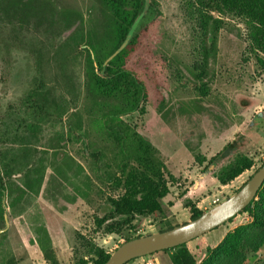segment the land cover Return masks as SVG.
I'll return each instance as SVG.
<instances>
[{
    "label": "rangeland",
    "instance_id": "rangeland-1",
    "mask_svg": "<svg viewBox=\"0 0 264 264\" xmlns=\"http://www.w3.org/2000/svg\"><path fill=\"white\" fill-rule=\"evenodd\" d=\"M50 1L53 7L30 18L29 25L27 21L19 25L13 19L0 21V138L6 131L13 140L10 133L16 132L22 117L29 123L38 120L33 110L24 105L36 84V51L43 53L46 64L48 56L57 51L44 72L47 70L49 78L57 72L62 91L67 94L66 100L58 98L64 118L42 120L37 127V140L31 139L38 151L35 161L40 171L31 176L38 181L33 190L17 203L8 197L0 201L1 210L4 208L0 216V264L11 261L51 264L42 249L49 242L59 264H93L99 250L112 254L129 237L157 233L168 223L181 225L190 221L187 201L203 212L213 209V200L220 199L221 203L227 200L261 168L264 73L243 89L257 105L245 111L239 109L241 112L235 109L241 89L232 80L233 72L254 65L244 21L215 14L224 23L204 87L197 80L204 52L198 23L202 7L196 4L193 7L195 0H151L154 7L137 26L134 34H138V40L126 61L127 69L144 82L148 99L144 113L126 114L122 120L124 127L153 143L166 165L167 178L169 174L173 176L168 179L170 194L164 201L171 214L167 218L138 217L132 228L127 226L117 235L106 234L104 227L98 229L95 221L100 207L107 199L125 192L124 187L109 180L118 171L119 149L104 127L106 113L123 98L113 90L114 85L110 88L104 85L100 91L92 83L94 75L103 76L100 71L112 48L108 39L112 15L101 0ZM63 8L82 14L84 41L93 32V40L101 43L99 61L93 55L91 59L81 43L77 48L79 37L68 38L79 24L61 32L63 23L59 14ZM67 38L71 52L64 47ZM25 136L30 135L26 132ZM240 139V153L253 158L254 167L226 186L212 175L201 183L200 178L211 161ZM9 146L0 139V151ZM17 184L22 185V180ZM251 223L249 214L240 213L232 222L188 243V248L200 263L207 247L216 249L229 233ZM128 264H171V261L168 253L160 252ZM248 264H264V258L256 256Z\"/></svg>",
    "mask_w": 264,
    "mask_h": 264
},
{
    "label": "trees",
    "instance_id": "trees-1",
    "mask_svg": "<svg viewBox=\"0 0 264 264\" xmlns=\"http://www.w3.org/2000/svg\"><path fill=\"white\" fill-rule=\"evenodd\" d=\"M101 3L112 15L113 21V27L109 33L110 37H108L112 48L107 52L104 60L107 62L123 45L135 22L139 19V24H142L148 10L153 9L154 6L151 3L146 9L145 0H101ZM195 4L203 9L201 19L198 22L203 35V64L198 68L197 80L204 84V87L209 78L210 63L216 58L215 50L218 35L224 23L215 14L231 15L244 21L251 48L250 55L254 59V65L242 70H235L232 80L235 86L241 89L240 96L235 103L236 111L251 109L257 105V102L251 99L247 93H243V89L246 88L248 82H256L257 78L264 73V0H195L192 6H196ZM52 7L53 3L50 0H0V21L13 19L19 25L25 21L29 25L30 18L38 17L36 16L38 13L40 16ZM59 15L63 23L61 32H68L79 24L68 38L71 35L79 37V42L75 44L77 48L80 47V43L88 45L89 49L84 50V52H87L91 59L93 55L99 61L101 43L93 40V32H89L87 34L89 36L88 41H84L85 22L82 14L63 8ZM68 38L64 47L69 49ZM137 40L138 34H133L127 47L100 71L103 76L94 75L92 78L93 85L100 91L104 85H107L106 88L114 85L113 90H117L123 98L120 104L109 109L104 120L105 129L119 149L117 154L119 159L118 171L109 180L117 187H124L125 189L123 195L105 201L100 207L95 221L98 229L104 227L105 233L110 235L121 233L127 226L132 228L133 222L138 217L167 218L171 214V208L164 201L170 194L168 179H173V176L169 174L167 178L166 165L153 143L144 135L131 131L128 126L124 127L126 124L122 120V116L126 114L144 113V106L148 99L144 82L126 67L127 56ZM64 51L61 50L62 53ZM56 52L54 50L51 56H48L47 63H53ZM37 61L38 66L46 61L40 50L37 52ZM34 96H40L43 101L47 100V95L39 91L35 92ZM228 150L233 154L237 151V147L234 143H230L222 153ZM222 153L214 158L210 164H213ZM93 157L96 160L99 159L97 155ZM209 167L205 169V172ZM253 167V158L236 152L227 165L215 169L214 177L222 186H226ZM4 169L6 175H11L17 168L6 164ZM27 186L28 189H33L31 185L27 184ZM0 188L5 191L1 169ZM185 206L191 211L190 220L197 219L204 213L192 201H187ZM242 213L249 214L252 223L240 226L233 233H229L216 249L207 247L206 251L202 253L200 263L188 248V244L162 252L170 255L171 264H248L256 256H263L264 258V186L257 198ZM233 220L234 218L230 222ZM176 226L179 224L168 223L167 227L160 229V232L173 229ZM131 239L133 238H127L126 242ZM42 249L46 260L51 264H59L50 242L48 245H42ZM96 256L97 260L93 264H105L111 254L99 250ZM8 264H14V262L11 261Z\"/></svg>",
    "mask_w": 264,
    "mask_h": 264
},
{
    "label": "flooded vegetation",
    "instance_id": "flooded-vegetation-1",
    "mask_svg": "<svg viewBox=\"0 0 264 264\" xmlns=\"http://www.w3.org/2000/svg\"><path fill=\"white\" fill-rule=\"evenodd\" d=\"M83 47L84 50L89 49L88 45H83ZM38 51H36V55ZM38 64L39 63L37 61L36 78L34 79L36 84L32 88V90H30L24 102V105L33 110L35 118H37L38 120L32 119V122L29 123L25 117H22L19 119L18 126H16L15 128L16 132L10 133L14 135L13 140L8 138L6 131L1 133L2 136L0 138L3 145H10L9 148L0 151L1 177L5 187V191L0 188V198L1 200L4 197L14 199V203H17V201L15 202L16 199L21 200V198H23L27 193L33 190L28 189L27 184L31 185L33 188L34 184L38 182H35L34 179H31V176H34L37 172H40L37 170V163L35 161L38 151L35 147L36 145L31 142V139L35 141L37 140V127H39L38 124L41 123L42 120L48 118H58L59 120H62L65 115V112L60 109L58 98L66 100L67 94L62 91L63 85H60V83L58 82V73L56 72L55 74H53V77L51 76L52 78H49L47 70L44 72L45 65L46 68L47 66H49L48 63L46 64V62H42L40 66H38ZM37 91L46 94L47 100L43 101L40 96H34V93ZM68 124L70 128H72V123L68 122ZM22 129L25 130V133L27 132L30 136L26 137L25 133L22 134ZM10 130L13 129L10 128ZM72 130H74V128H72ZM240 141L241 139L232 142L237 147L236 152L239 153L241 149ZM236 152L228 157L221 166L227 165L232 160V157ZM92 156H94V154ZM6 164L17 169L14 170L11 175H6V171L4 169ZM214 174L215 171L209 176L214 177ZM20 179L23 182L22 185L17 184ZM11 205L12 204H9L10 208ZM3 211L4 208L2 206V210L0 208L1 217Z\"/></svg>",
    "mask_w": 264,
    "mask_h": 264
},
{
    "label": "water",
    "instance_id": "water-1",
    "mask_svg": "<svg viewBox=\"0 0 264 264\" xmlns=\"http://www.w3.org/2000/svg\"><path fill=\"white\" fill-rule=\"evenodd\" d=\"M145 1L146 9H148L151 0ZM139 22V19L135 22L123 45L107 60L105 66L127 47ZM231 154L229 150L222 153L210 165L207 172L203 174L200 182L221 166ZM263 186L264 164L235 194L213 209L204 212L199 218L190 220L170 230L131 239L118 247L105 264H128L138 258L176 248L199 239L240 215L257 198Z\"/></svg>",
    "mask_w": 264,
    "mask_h": 264
},
{
    "label": "built area",
    "instance_id": "built-area-1",
    "mask_svg": "<svg viewBox=\"0 0 264 264\" xmlns=\"http://www.w3.org/2000/svg\"><path fill=\"white\" fill-rule=\"evenodd\" d=\"M221 203L220 199H215L212 201V205L217 206ZM200 209H203V206H200ZM244 214V213H243Z\"/></svg>",
    "mask_w": 264,
    "mask_h": 264
}]
</instances>
